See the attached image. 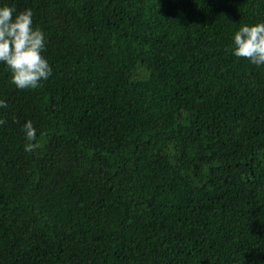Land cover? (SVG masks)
Here are the masks:
<instances>
[{
  "label": "trees",
  "instance_id": "16d2710c",
  "mask_svg": "<svg viewBox=\"0 0 264 264\" xmlns=\"http://www.w3.org/2000/svg\"><path fill=\"white\" fill-rule=\"evenodd\" d=\"M3 6L51 75L0 63V264H264V65L231 52L264 0Z\"/></svg>",
  "mask_w": 264,
  "mask_h": 264
},
{
  "label": "clouds",
  "instance_id": "9594fccd",
  "mask_svg": "<svg viewBox=\"0 0 264 264\" xmlns=\"http://www.w3.org/2000/svg\"><path fill=\"white\" fill-rule=\"evenodd\" d=\"M15 13V15H14ZM31 9L21 12L9 6L0 7V63L7 66L10 82L19 90L35 89L42 80L51 75V68L42 55L45 48L44 35L33 27ZM232 54L246 59L255 66L264 65V22L255 25H242L233 37ZM0 107H7L0 101ZM4 121L0 120V124ZM28 143L25 151L32 152L39 147L36 129L31 121L23 125Z\"/></svg>",
  "mask_w": 264,
  "mask_h": 264
}]
</instances>
